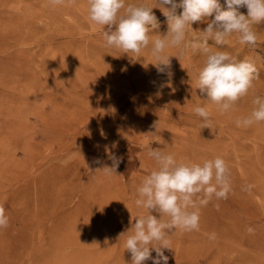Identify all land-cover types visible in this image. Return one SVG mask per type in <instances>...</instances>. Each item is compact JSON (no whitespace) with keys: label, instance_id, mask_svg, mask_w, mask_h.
<instances>
[{"label":"rangeland","instance_id":"374dc122","mask_svg":"<svg viewBox=\"0 0 264 264\" xmlns=\"http://www.w3.org/2000/svg\"><path fill=\"white\" fill-rule=\"evenodd\" d=\"M4 1L0 204L9 224L0 228V264H130L127 234L119 236L148 214L135 199L157 167L149 146L174 153L178 162L202 164L219 156L230 170V193L200 208L199 230L169 233L168 264H264V122L235 123L251 115L255 96H264V21L255 25V47L233 34L222 49L254 59L260 77L222 114L196 89L201 54L170 57L169 77L167 70L158 73L149 49L136 55L105 47L103 26L88 19L87 0H65L61 6L68 9L60 15L17 9L44 0ZM143 2L156 6V0ZM153 11L160 28L151 35L164 36L166 18ZM207 20L193 30H203ZM209 45L218 47L212 40ZM197 105L207 107L209 128L193 111ZM108 152L121 161L110 176L101 172L112 164Z\"/></svg>","mask_w":264,"mask_h":264},{"label":"clouds","instance_id":"9594fccd","mask_svg":"<svg viewBox=\"0 0 264 264\" xmlns=\"http://www.w3.org/2000/svg\"><path fill=\"white\" fill-rule=\"evenodd\" d=\"M64 2L50 0L52 5ZM87 4L88 19L103 26L105 47L136 55L149 49L158 73L167 70V75L172 76L170 57L179 59L189 52L205 57L197 72L196 89L206 94L205 100L217 105L222 114L232 110L235 102L246 96L253 89L254 81L260 78L254 59H239L222 49L233 34H237L241 45L256 46L258 35L254 29L264 21V0H224L226 8L220 0H156L155 7L143 0L129 4L126 0H87ZM242 8L247 9L246 15L240 11ZM153 9H160L166 18L168 31L164 36L157 34L153 38L151 35L154 29L160 28ZM178 10L182 11L178 14ZM205 20L207 26L203 30H193V24ZM189 31L193 33L191 39ZM209 40L218 46L215 50ZM168 48H176L178 54H166ZM252 102L255 107L251 115L237 119V127L264 122V96L257 95ZM193 111L202 119L204 127L209 128L211 120L207 107L197 105ZM157 125L153 127L157 129ZM147 155L157 167L137 187L135 204L146 209L148 214L137 216L134 223L130 221V229L119 237L127 234L125 249L131 253L130 264H144L150 259L152 264H168L169 257L164 250L171 249L169 237L172 234L169 233L177 229L199 230L200 208L207 206L213 197L226 199L230 193V170L219 156L202 164L178 162L174 153L151 146ZM108 159L112 161L111 166L104 164L101 172L110 176L116 173L121 161L111 152H108ZM95 162L102 163L99 159ZM153 211L159 218L151 214ZM165 216L169 218L167 221ZM8 224L9 217L0 204V228ZM209 238L215 239V234H210Z\"/></svg>","mask_w":264,"mask_h":264},{"label":"bare ground","instance_id":"6f19581e","mask_svg":"<svg viewBox=\"0 0 264 264\" xmlns=\"http://www.w3.org/2000/svg\"><path fill=\"white\" fill-rule=\"evenodd\" d=\"M10 1V0H9ZM9 1H8V3H9ZM15 1V0H14ZM20 1V0H19ZM42 1V0H41ZM67 1V0H66ZM66 1H65V3H66ZM69 1V0H68ZM3 2H5L4 0H3ZM43 2V4L42 5H40V4H35L37 7H33L32 8V6L31 5H24V4H22V5H24V6H22V5H18L19 7H17V9H19V10H21V11H27L28 13H31V12H35V11H33L34 9L36 10V11H42V10H44V11H48L49 12V14H58L59 13V15H60V12H63V10H67L68 9V7H66V6H61V5H52L51 3H50V0H44V1H42ZM1 3H2V1H1ZM6 3V2H5ZM33 6H34V4H32ZM67 5V4H66ZM73 8V7H72ZM84 8V7H83ZM33 9V10H32ZM71 11V10H70ZM81 11V10H80ZM47 12V13H48ZM66 12V11H65ZM72 12V11H71ZM88 12V11H87ZM64 13V12H63ZM57 16V15H56ZM87 17V16H86ZM74 31V30H73ZM171 59V58H170ZM153 60V59H152ZM176 61V60H175ZM145 68V67H144ZM172 69V68H171ZM180 71V70H179ZM181 79V78H180ZM30 148V147H29ZM28 148V150H31V149H29ZM27 149V148H26ZM27 151V150H26ZM25 152V151H24ZM28 153V152H27ZM30 153V152H29Z\"/></svg>","mask_w":264,"mask_h":264}]
</instances>
